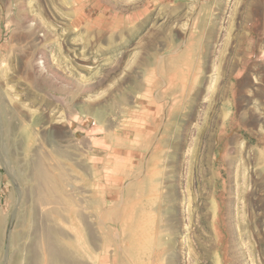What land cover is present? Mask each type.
<instances>
[{"label": "rangeland", "instance_id": "374dc122", "mask_svg": "<svg viewBox=\"0 0 264 264\" xmlns=\"http://www.w3.org/2000/svg\"><path fill=\"white\" fill-rule=\"evenodd\" d=\"M0 219V264H264V0H0Z\"/></svg>", "mask_w": 264, "mask_h": 264}, {"label": "bare ground", "instance_id": "6f19581e", "mask_svg": "<svg viewBox=\"0 0 264 264\" xmlns=\"http://www.w3.org/2000/svg\"><path fill=\"white\" fill-rule=\"evenodd\" d=\"M58 174V173H57ZM146 174V173H145ZM79 212V211H78ZM74 213H77V211H74ZM80 213V212H79ZM78 214V213H77ZM83 217V216H82ZM81 217V218H82ZM79 218H80V216H79ZM80 218V219H81ZM84 219V218H83ZM82 221V220H81ZM84 222V221H83ZM1 219H0V238H1V235H2V227H1ZM43 224V223H42ZM82 224H84L85 225V227L87 228V226H86V224L85 223H82ZM83 225V226H84ZM90 225V224H89ZM42 226V225H41ZM43 227V226H42ZM44 228L45 227H43V230L41 231V232H43L44 231ZM85 228V229H86ZM89 228V227H88ZM42 229V228H41ZM49 230V231H48ZM87 230V229H86ZM49 232L51 233V236L49 235ZM89 232V231H88ZM91 233V232H90ZM41 234V233H40ZM44 234H45V236H43V237H45L44 239V241H45V244H44V246L46 245V250H47V252H48V254H49V256H50V261H52V263L53 264H67V262L63 259L64 257H65V255L67 254V252H68V250H67V248H66V246L65 245H61V243H63L62 241H61V238L63 237V236H65L64 234H66V233H64L62 230H61V228H48L46 231H44ZM52 234H54V241H53V239L52 238H50V237H52ZM11 236H12V238H13V243H14V245L16 246L17 244L15 243V241L17 240V235L14 233V232H12L11 233ZM39 236V235H38ZM62 236V237H61ZM40 240V239H39ZM117 240V239H116ZM41 241V240H40ZM41 244V243H40ZM42 245H43V243H42ZM43 246V247H44ZM118 250V249H117ZM47 254V255H48Z\"/></svg>", "mask_w": 264, "mask_h": 264}]
</instances>
